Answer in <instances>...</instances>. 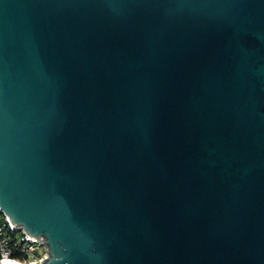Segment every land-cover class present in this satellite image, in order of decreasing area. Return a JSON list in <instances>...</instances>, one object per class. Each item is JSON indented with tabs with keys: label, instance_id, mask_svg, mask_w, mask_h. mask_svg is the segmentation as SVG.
Segmentation results:
<instances>
[{
	"label": "water",
	"instance_id": "95a60500",
	"mask_svg": "<svg viewBox=\"0 0 264 264\" xmlns=\"http://www.w3.org/2000/svg\"><path fill=\"white\" fill-rule=\"evenodd\" d=\"M0 212L30 264H264V0H0Z\"/></svg>",
	"mask_w": 264,
	"mask_h": 264
},
{
	"label": "built area",
	"instance_id": "2783aa9c",
	"mask_svg": "<svg viewBox=\"0 0 264 264\" xmlns=\"http://www.w3.org/2000/svg\"><path fill=\"white\" fill-rule=\"evenodd\" d=\"M45 254L42 243L27 238L19 228L11 226L0 212V260L30 264L38 262Z\"/></svg>",
	"mask_w": 264,
	"mask_h": 264
}]
</instances>
